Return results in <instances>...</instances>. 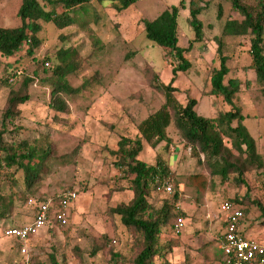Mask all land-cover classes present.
I'll list each match as a JSON object with an SVG mask.
<instances>
[{
    "label": "rangeland",
    "instance_id": "374dc122",
    "mask_svg": "<svg viewBox=\"0 0 264 264\" xmlns=\"http://www.w3.org/2000/svg\"><path fill=\"white\" fill-rule=\"evenodd\" d=\"M179 1L137 0L126 10L116 12L109 6H101L91 0L99 17H92L85 27L78 25L58 29L53 23L40 22V45L32 56L19 52L6 59L0 57V118L9 89L20 87L25 77L32 80L27 86L29 99L20 106L21 111L14 119L18 130H10L11 126L9 134L4 136L5 141L10 143L27 139L33 146L50 145L58 157L52 161L50 172L41 181L35 195L28 197H47L66 190L76 194L69 208L66 226L48 222L30 239L33 264H50L51 257L57 264H113L109 261V248L123 257L118 264H131L136 252L132 235L117 216L110 214L109 209L118 203H127L132 193L126 189H112L121 173L113 166L114 158L108 150L116 148L121 136L134 137L138 123L163 103L162 94L148 86L144 68L152 67L158 79L167 83L174 61L159 46L144 37L141 21L153 19ZM203 1L206 7L198 15L203 24V37L201 41L194 42L185 54L191 67L186 72L177 73L173 83L177 87L174 95L180 102H185L187 96L196 98L197 114L203 117L212 116L215 109L224 111L229 108L220 97L216 96V100H213L210 95H205L210 88V75L219 66V55L216 53V38L219 37L222 53L226 57L225 64L229 69L224 81L229 77H240L242 83L234 101L246 114L245 125L256 140L259 152L263 153L264 117L261 116L264 113V98L253 81V71L245 68L251 63L250 57L246 55L248 37L221 34L223 21L238 17L230 10L227 0ZM20 2L0 0L1 27L19 24L17 8ZM188 2L184 0L177 18L178 42L184 46L187 40L193 38V30L187 21ZM219 6L221 15L217 16ZM66 49L73 50L71 60L78 65L76 72L67 76V81L72 88H78V92L63 96L68 112L56 113L48 105L49 83L52 79L49 70L57 63V51ZM45 55L51 58L44 64L48 72L43 71L41 65ZM5 67L12 70L9 72ZM17 72L13 81H6L8 73L15 75ZM248 78L251 82L244 87L243 83ZM254 120H259L258 126ZM168 135L171 143L167 152L163 153V142L151 148L143 141L141 158L153 162L155 154L160 152L169 161L180 191L177 207L185 221L189 220L193 227L189 236L195 235L198 241H195L198 256H202L199 249H205L214 242H202L198 233L205 231L207 217L220 216L219 206L225 200H243L245 211L241 223L244 232H251L257 240L264 239V226L260 224V221H264L261 210L264 209V172L245 174L244 184H238L231 177L222 183L218 177H214L204 189L197 191L185 185L182 176L197 172L207 176L201 163L203 156H200V160L191 156L190 148L183 144L173 125L168 128ZM7 175L4 170H0V194L18 191L17 186H13L10 181L11 175ZM167 197L165 193H152L149 201L159 206ZM30 216L31 210L26 199L11 215L0 218V264L21 263L14 241L3 237L2 231L7 226L27 222ZM193 224L198 226V230ZM213 231L217 237L218 232L214 228ZM163 235L177 236L181 242L168 256L173 264H179L178 258L172 254L174 249L182 246L181 230L175 235L166 227ZM193 238L190 242H194ZM97 242L100 245L105 243V248L91 255L93 245ZM218 244L219 240H216L215 248L219 252ZM190 257L186 259V264H210V261L206 262L207 257L202 262L200 258L194 260L196 257ZM221 258L211 264H221Z\"/></svg>",
    "mask_w": 264,
    "mask_h": 264
},
{
    "label": "trees",
    "instance_id": "16d2710c",
    "mask_svg": "<svg viewBox=\"0 0 264 264\" xmlns=\"http://www.w3.org/2000/svg\"><path fill=\"white\" fill-rule=\"evenodd\" d=\"M42 1L44 4L40 0H21L17 8L19 24L14 27L0 26V57L6 59L19 52L32 56L40 45L38 37L42 28L40 22L53 23L58 29H63L78 25L85 27L92 17H99L91 0ZM95 1L101 6H109L116 12H122L137 0ZM105 1L106 4L103 3ZM227 2L230 10L238 17L226 18L222 24L221 34L230 37H248L251 63L245 68L253 71V81L258 85L259 92L264 98V0H227ZM183 5L184 0H180L177 5H170L153 19L141 21L144 37L159 46L164 54L174 61L171 78L167 83H163L152 67L144 68V77L148 86L162 94L163 103L138 123L134 137L121 136L116 148L108 150L114 158L113 166L121 173L112 189H126L132 193L127 203H118L109 209L110 214L117 216L132 235L136 252L131 264H173L168 256L181 242L177 236L163 235L164 229L168 227L173 232L177 219L184 220L183 213L177 207L180 191L169 161L160 152L155 154L153 162L142 159L143 141L151 148H156L163 142L161 148L163 153L167 152L171 143L168 128L173 125L183 144L190 148L191 156L197 157L198 160L203 156L201 163L207 176L201 172L182 176L184 184L192 186L197 191L204 189L214 177H218L222 183L231 177L238 184H244L245 174L264 172V152H259L256 140L243 124L245 115L234 101L242 82L238 77H229L226 82L224 81L229 69L225 64L226 57L222 53L219 37L216 38L219 66L210 75V88L205 95L220 97L229 108L215 111L213 117H203L197 114L196 98L187 96L185 102H180L174 95L177 87L173 83L177 73L186 72L191 67V62L185 54L194 42L202 40L203 24L198 15L206 7L203 0H189L187 21L193 30V38L187 40V45L184 46L179 45L178 42L177 22L179 10ZM220 15L219 6L217 16ZM72 53L73 50L69 49L57 51L55 55L57 63L50 70L44 67V64L51 58L45 55L41 60L43 71L49 70L52 78L49 83L48 105L56 113L68 112V105L63 96L78 92V88H72L67 81V76L74 74L78 66L71 60ZM74 54L77 55L76 51ZM5 68L9 72L12 70ZM8 74L7 82L9 76L14 75ZM31 81L30 78L25 77L20 87L9 89L1 113L0 170H4L6 175H11L10 181L13 186H17L18 191L8 195L0 194V218L11 215L13 210L19 208L26 199L44 198V196H28L35 195L41 181L48 176L52 161L58 158L50 145L33 146L27 139L8 143L4 139L5 134H9L8 130L11 126L10 130H18L14 125V119L21 111L20 106L29 99L27 86ZM248 82L251 80L247 79L243 83L244 87L248 86ZM261 117H264V113ZM166 183L172 184L170 193L162 189L157 191V188H161ZM159 192L165 193L168 197L157 206L149 200L152 193ZM58 195L59 193L52 195L55 201L58 200ZM229 201L239 204L244 213L243 200ZM261 210L264 214V209ZM260 224L264 226V221H260ZM104 248L105 243L100 245L97 242L93 245L91 255ZM107 252L111 263L118 264L123 260V257L112 248ZM221 261V264H224L223 259ZM31 264H33L32 256ZM50 264H57L54 257H51Z\"/></svg>",
    "mask_w": 264,
    "mask_h": 264
},
{
    "label": "built area",
    "instance_id": "2783aa9c",
    "mask_svg": "<svg viewBox=\"0 0 264 264\" xmlns=\"http://www.w3.org/2000/svg\"><path fill=\"white\" fill-rule=\"evenodd\" d=\"M18 72L9 77L13 81ZM167 193L172 191L170 183H166L158 190ZM55 201L53 196H47L36 200L29 198L28 205L31 208L30 220L18 225L6 227L2 231L3 237L14 239L20 264H31L29 249L30 239L46 223L51 222L59 226H65L68 222L69 208L76 199L74 191H62ZM219 210L224 216V230L219 240L218 249L222 254L224 264H264V244L253 237L245 236L241 230L243 211L239 204L229 200L222 201ZM184 224L182 218H178L173 226V232L179 233Z\"/></svg>",
    "mask_w": 264,
    "mask_h": 264
},
{
    "label": "crops",
    "instance_id": "0c3cea01",
    "mask_svg": "<svg viewBox=\"0 0 264 264\" xmlns=\"http://www.w3.org/2000/svg\"><path fill=\"white\" fill-rule=\"evenodd\" d=\"M246 55H248L250 57L249 44H248V47L246 48ZM250 59H251V57H250ZM238 78H240V77H238ZM248 79L251 80L250 78H248ZM211 97L213 98V100H216L215 96H211ZM222 103L224 104V102H222ZM263 105H264V101H263ZM215 111H216V109H215ZM215 111L213 112L212 116H210V117H213ZM263 111H264V107H263ZM243 114H244V112H243ZM244 115H246V114H244ZM261 118H263V117H261ZM246 120H247V118L245 117V119L243 120V124L244 125H245ZM253 122L255 123L256 126H258L259 120H256V121L254 120ZM245 127L247 128L246 125H245ZM260 136H261V134H260ZM208 215L210 216V214H208ZM207 218L208 219L205 220V222L207 221V224L205 223V227H204L205 231L199 232L198 233V238L202 239V242H205V243L206 242H213V241L214 242L212 244L206 246L205 249L204 248L201 249V250L199 249V251L202 252V256H200V257L198 256L199 253L197 254V251H195L197 249V247L195 246L196 245L195 241H197V239L195 238V235L189 236V232H190L191 228H193V227L190 225L189 220L187 222V220L185 221V219H184L185 227H184V224H183L182 229H181V237H180L181 240H182V246L177 248V249H174L173 254H172V256H174V254H175V258L176 257L178 258L179 264L180 263L186 264L187 263L186 259L190 255H191L190 259H192V257H196V258H194V260H198L200 258L201 262L204 261L205 257H207L206 262L208 263L210 261V264L214 263V262L217 263L218 258H220L222 256L221 252L219 251L220 252L219 253L217 251V249L215 248V242H216V240H220L221 239V236H222V233H223V230H224L225 221H224L223 213H221L220 216L219 215H215L214 217H210V218L207 217ZM215 219H217V220H215ZM194 226H195L194 228L197 227V230H198V226L197 225H194ZM211 228L212 229L214 228L215 231L218 232L217 237L215 236L214 231L212 232ZM241 230H242V232H243V234L245 236L253 237V238L255 237L249 231L244 232L242 223H241ZM193 231H196V229H194ZM192 238H193L194 242H190ZM258 240L261 243H264V239L259 238ZM195 254H197V256H195ZM221 260H222V258H221Z\"/></svg>",
    "mask_w": 264,
    "mask_h": 264
}]
</instances>
